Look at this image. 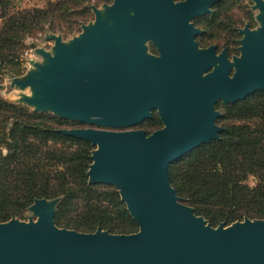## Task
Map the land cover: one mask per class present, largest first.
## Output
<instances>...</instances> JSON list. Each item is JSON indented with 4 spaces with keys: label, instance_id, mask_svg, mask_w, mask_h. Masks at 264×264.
Here are the masks:
<instances>
[{
    "label": "water",
    "instance_id": "95a60500",
    "mask_svg": "<svg viewBox=\"0 0 264 264\" xmlns=\"http://www.w3.org/2000/svg\"><path fill=\"white\" fill-rule=\"evenodd\" d=\"M251 1L263 26L242 31L231 61L198 49L189 25L218 0H111L101 10L89 6L94 21L68 42L48 34L51 51L32 46L41 61L10 77L11 88L30 92L18 103L94 127L55 132L94 148L88 184L114 187L138 231L58 228L59 200H35L28 209L35 219L0 223V264H264V220L212 227L169 178L170 165L219 140L216 102L264 91V0ZM148 41L159 57L149 55ZM152 109L162 129L122 130L151 118Z\"/></svg>",
    "mask_w": 264,
    "mask_h": 264
},
{
    "label": "trees",
    "instance_id": "16d2710c",
    "mask_svg": "<svg viewBox=\"0 0 264 264\" xmlns=\"http://www.w3.org/2000/svg\"><path fill=\"white\" fill-rule=\"evenodd\" d=\"M90 1L57 0L19 11L12 0H0V82L20 74L25 38L71 34L90 17ZM225 110L229 127L219 140L169 166L177 196L212 227L245 218L264 220V95L256 92ZM62 123L0 98V223L22 219L35 200L61 198L54 216L58 228L136 232L114 187L88 185L91 145L55 133ZM250 178L253 186L247 184Z\"/></svg>",
    "mask_w": 264,
    "mask_h": 264
},
{
    "label": "flooded vegetation",
    "instance_id": "af4514ba",
    "mask_svg": "<svg viewBox=\"0 0 264 264\" xmlns=\"http://www.w3.org/2000/svg\"><path fill=\"white\" fill-rule=\"evenodd\" d=\"M174 1L182 2L184 0ZM223 1L225 2V0H218V2L212 3L209 6L210 12L192 18L189 21V25H191V28L198 31V33L193 34V41L196 43L198 49L210 50L213 56L218 57L222 55L224 59L231 61L233 56L240 55L238 48L240 47L239 41L244 38V33H242V31H244L246 27L248 31H253L261 29L263 26L261 20H256V24L254 23L253 25L250 21H246L247 17L251 15L252 12H255L257 17H260L262 12L260 8L255 10L252 8L254 6V2L252 3L251 0H234L237 2L244 1L246 2L245 5L244 3H224ZM262 4L263 3H260V7H262ZM233 9L237 12L239 20L233 16ZM233 45H235L234 49L232 48ZM146 46L149 55L154 57L160 56L158 49L151 41H148ZM262 47L263 44L261 48ZM212 71L213 67L209 68L205 74ZM228 105L229 104H222L221 101L216 102L214 105L215 110L221 114V116L216 118L214 121V124L222 129L218 133L219 136L229 127V121L225 118V114H223L224 112L220 110V107L222 106L224 109ZM150 113L151 118L144 120L138 125L122 130H142L146 133V135H149L162 129L163 124L158 116L157 110L152 109ZM221 119H223V124L220 122ZM149 128H152L151 132H149Z\"/></svg>",
    "mask_w": 264,
    "mask_h": 264
},
{
    "label": "rangeland",
    "instance_id": "374dc122",
    "mask_svg": "<svg viewBox=\"0 0 264 264\" xmlns=\"http://www.w3.org/2000/svg\"><path fill=\"white\" fill-rule=\"evenodd\" d=\"M55 1H57V0H12V3H13L12 6H13V8L15 10H19V11L20 10L42 9V8H44L47 5L48 2H55ZM110 3H111V0H108V1H106V0H100V1H98V0H91L90 2L86 3V6L88 8H89V6H94L97 9H100L101 10L103 5H105V4L106 5H109ZM224 3H244V5H245L246 2H244V1L237 2V1H234V0H225ZM89 10H90V17L88 18V20L85 23H81V24H85L86 25V24H89V23H91V22L94 21V15H93V13H92V11H91L90 8H89ZM233 10H234V12L232 13L233 16L236 17L237 20H239L237 12H235V9H233ZM256 18H257V14L255 12H252L251 15H249L247 17V20L246 21H250L254 25V23L256 24V20H257ZM81 24H80V26H81ZM80 26L74 32H72L71 34L66 35V36L60 35V34H57V33H52V32H46V33H43L42 32V33H38L35 36H30V37L25 38V40H24L25 49L22 52V55L20 57V74L19 75H6L1 80V82H0V86H1L0 87V98L3 99L4 101H7L8 103L17 104V105H21L23 107H26L23 104H19L18 103V99H19V97H20L21 94H23V95H29L30 94L29 90L26 89L24 91H20V90H18L16 88H11L10 87V77L11 76H14V77H21V76H23L30 69V67H31L30 66V61H36V62H40L41 61V58L34 53V50H33L32 46H34L35 48L43 49L45 51H51V48L53 46V42L52 41H49V40H46L45 39V36L46 35H48V34L60 35L62 37V40L64 42H68L69 40H71L73 37H76L81 32ZM234 47H235V45L232 46L233 49H234ZM234 52H235V50H234ZM258 93H260L261 95H264V92H258ZM26 108L29 109L32 113H36V112L32 111V109H30L28 107H26ZM224 109H223L222 106L220 107V110L222 112H224L223 114H225V112H226V110H224ZM38 114H42V113H38ZM49 115H51V114H49ZM51 116H53V115H51ZM53 117H55V116H53ZM55 118L58 119L57 117H55ZM58 120L62 121L63 123L61 125L57 126L56 129H54V132L56 130H58V129L68 130V129H79V128H87V127L94 128L93 126L84 125V124H81V123H78V122L66 121V120H61V119H58ZM220 122H221V124H223L222 120ZM148 130H150L149 132H151L152 131V128H149ZM91 148H92L91 149V151H92L94 148L92 146H91ZM90 154H91V152H90ZM89 160H90V155H89ZM90 163H91V160H90ZM87 183H88V178H87ZM247 184L249 186H253L255 184V181L250 178L247 181ZM55 199L59 200V202H58V204L56 206V209H57L58 205L61 202V198H54V199H50V200H55ZM45 200H47V199H45ZM182 203H184L183 200H182ZM185 205H187V204H185ZM187 206H189V205H187ZM29 207H28V209H29ZM28 209H27L24 217L22 219H17V220L27 221L30 218L35 219V217L29 212ZM56 209H55V212H56ZM200 217H202V216H200ZM12 219H16V218H12ZM245 219H247V218H245ZM204 220L208 223V221L206 219H204ZM254 220H259V219H254ZM237 222H242V221H237ZM220 224H223L224 226L231 225V224L225 225L224 223H220ZM220 224H218V225H220ZM98 228H96V230ZM103 231H106V230H103ZM137 231H138V229H137Z\"/></svg>",
    "mask_w": 264,
    "mask_h": 264
}]
</instances>
